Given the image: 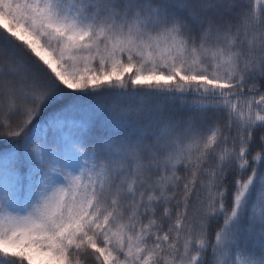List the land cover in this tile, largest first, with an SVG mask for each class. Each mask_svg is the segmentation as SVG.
Segmentation results:
<instances>
[{
	"label": "snow or ice",
	"instance_id": "obj_1",
	"mask_svg": "<svg viewBox=\"0 0 264 264\" xmlns=\"http://www.w3.org/2000/svg\"><path fill=\"white\" fill-rule=\"evenodd\" d=\"M0 264H264V0H0Z\"/></svg>",
	"mask_w": 264,
	"mask_h": 264
}]
</instances>
